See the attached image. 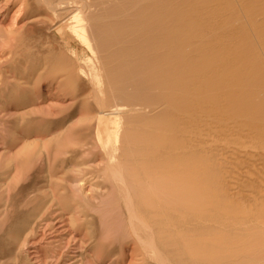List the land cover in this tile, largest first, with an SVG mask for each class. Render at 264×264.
Wrapping results in <instances>:
<instances>
[{"label": "bare ground", "instance_id": "1", "mask_svg": "<svg viewBox=\"0 0 264 264\" xmlns=\"http://www.w3.org/2000/svg\"><path fill=\"white\" fill-rule=\"evenodd\" d=\"M88 3L18 2L26 14L39 7L66 9L68 20L53 29L62 44L53 59L66 65L63 82L78 90L79 117L86 119L76 125L80 118L68 119L63 109L42 110L36 118L40 123L36 141L75 137L82 141L77 155L83 153L82 146L99 147L95 149L108 168L131 167L128 171L134 177L145 183L148 179L154 188L150 179L159 184L158 195L149 188L153 195L141 197L140 205L127 202L130 218L139 220L129 230L144 243L140 245L144 262L156 256L157 264H264V0ZM90 95L96 104L88 105ZM112 99L122 108L106 110ZM127 111L131 119L124 123L120 114ZM119 156V161L128 160L126 166L115 165ZM113 172L116 179L124 177L125 171ZM35 189L32 186L34 194ZM56 194L54 199L61 195ZM29 196L25 194L22 206L30 208L36 201L41 211L46 201L36 199L38 194ZM31 212L21 209L6 218L0 213L7 222L11 219L7 225L0 219V264L18 252V238L34 219Z\"/></svg>", "mask_w": 264, "mask_h": 264}, {"label": "rangeland", "instance_id": "2", "mask_svg": "<svg viewBox=\"0 0 264 264\" xmlns=\"http://www.w3.org/2000/svg\"><path fill=\"white\" fill-rule=\"evenodd\" d=\"M16 1L19 2L20 0H0V30L3 29L0 31V208L4 210V212L0 210V213L5 214L3 216L6 218L7 216H15L18 211L21 212V209L22 211L23 209H29L32 211L35 220H32V217L28 220L25 225V230L27 228L28 230L20 234L18 238L19 244L17 243V245L20 246L16 247V249L19 248L16 250L18 252L15 251L18 256L14 253L9 255L11 259H7V255L6 260L4 255L1 264H157L156 261L159 260L155 259L156 256L151 259L152 256L147 255L146 258L150 261L153 260V262H148V259L147 262H144V257L140 255L144 250L140 245L143 246L144 243L141 242L139 236L132 235V229L129 230V227L138 226L139 220L130 218L127 202L129 199L131 202L129 201L128 204L135 202L132 204L140 205L141 197L147 196L152 188L153 191L155 190L154 193L156 192L155 194L158 195V190L156 191L155 188L159 184L157 185L156 182L154 184V180L150 179V182L156 185L154 188L149 185L148 179L145 183L146 180L144 182V179H139V175V178L134 177V172L132 170L131 172L128 171L131 167H127L126 170L125 166L128 160L119 161L121 158L123 159V155H120L121 158L119 156V159L116 160L118 164L116 162L115 165L118 166L125 162L122 163L123 165L126 164L123 166L125 167L123 169L125 173L121 168V171L117 170L122 165L117 168L112 167L114 169L108 168L104 164L105 162L103 163L101 160L99 150L97 151L99 147L92 145L94 149L92 146L84 149L85 147L82 146L83 153L80 151L82 154L77 155L76 150L79 151L82 141L80 142L75 137H69L67 141L54 140V142L51 140L50 142L48 140L43 143L36 141L35 138L40 126V123L36 122V118L42 115V110L45 113H57V111L63 109V114H67L68 119L71 118L73 121L80 118L79 114L82 111L79 110V99H76L78 98L76 97L78 90L72 89L63 82V76L68 72L67 67H64L66 65L59 62L60 65L56 64L57 61L55 60V62L53 59L56 53L61 51L58 49L62 47L60 42L57 43L58 36L53 29L57 24L68 20L69 17L66 9L59 7L54 10L39 7L37 11L26 14L24 10H19L20 8L23 9L24 6H19ZM90 1L92 3V0H87L88 4H91ZM93 7L89 9L90 12L94 8V11L98 9L97 6V8ZM71 11H68V13L70 14ZM33 18H36L37 21ZM37 26L39 28L38 32L41 30L39 33L42 37L36 31ZM92 29L89 28V31ZM4 30L13 33H6ZM44 32L45 36L47 35L46 37L42 35ZM38 36L41 38L39 39ZM74 41H72V44L81 49V45L77 41L74 43ZM52 49L54 52L51 51ZM49 50L51 52H48ZM28 57H33L35 60ZM39 58H42V60ZM92 96L90 95L88 98L92 101L88 100V105L91 103V105L96 104V102H93L96 99ZM114 100L112 99L107 103L106 110L117 108L119 102L117 103ZM108 104H111L109 105L111 108ZM114 104L116 107H114ZM120 107L118 106V108ZM75 111L77 112L76 115ZM124 114H120V120L124 123L126 120V123L127 121L129 123L130 120H127V118H131L126 115L128 111ZM123 116L125 117L123 118ZM50 117L57 118L58 116ZM84 120L86 119L80 118V121L73 123L76 125L80 123L82 126ZM127 125H123L124 129H128L129 125L126 127ZM58 149L69 151L68 153L64 151L62 155L61 152L63 151L60 150L59 154ZM58 161L59 163L55 165ZM128 164L130 163L128 162ZM231 166L235 167L236 165L231 164ZM115 170L116 173L120 171V173L118 172L119 175L124 173V177L121 174L120 176L117 175L116 179L115 172L112 173ZM74 179H76V182L72 181ZM119 179L121 183L118 182ZM32 186L33 189L36 188L35 194ZM30 191L33 192L29 193ZM55 192L58 193L56 195L61 193L60 197L56 196L54 199L52 196ZM167 192L169 193V191ZM27 193L30 195V199L31 195L33 199L38 194L36 199L41 198V201H46L42 204L41 211L35 200H32L35 202L30 203L32 205L29 204L30 208L22 206L24 203L23 198ZM152 193L150 195H153ZM247 195L255 196V193L247 191ZM130 197H132V200ZM20 204L21 206H19ZM69 204L73 210H71ZM48 205L49 208H47ZM18 208L19 210H17ZM13 210L15 213L11 212ZM39 211L40 215L37 216L36 212ZM2 214L0 219H5ZM7 220L5 219L6 223L4 222L6 225L11 219L8 222ZM135 221L137 222L135 223ZM262 227L264 229V225ZM139 233L141 234V232H138V235H140ZM24 234H26L25 237ZM263 237L261 242H264ZM138 241H140V244H138ZM261 253V256L264 257V250Z\"/></svg>", "mask_w": 264, "mask_h": 264}]
</instances>
